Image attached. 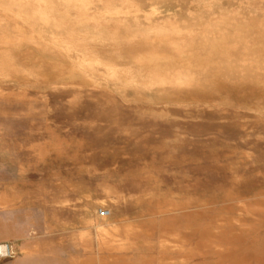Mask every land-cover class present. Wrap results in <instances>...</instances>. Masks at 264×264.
<instances>
[{"label":"rangeland","instance_id":"obj_1","mask_svg":"<svg viewBox=\"0 0 264 264\" xmlns=\"http://www.w3.org/2000/svg\"><path fill=\"white\" fill-rule=\"evenodd\" d=\"M0 239L264 264V0H0Z\"/></svg>","mask_w":264,"mask_h":264},{"label":"built area","instance_id":"obj_2","mask_svg":"<svg viewBox=\"0 0 264 264\" xmlns=\"http://www.w3.org/2000/svg\"><path fill=\"white\" fill-rule=\"evenodd\" d=\"M99 214L103 217L109 215V211L101 208ZM16 255L14 247L10 243H0V259L2 258H13Z\"/></svg>","mask_w":264,"mask_h":264},{"label":"crops","instance_id":"obj_3","mask_svg":"<svg viewBox=\"0 0 264 264\" xmlns=\"http://www.w3.org/2000/svg\"><path fill=\"white\" fill-rule=\"evenodd\" d=\"M0 242H4L2 241V239H0ZM27 260L25 258H19V259H14V260H9L6 258H2L0 259V264H26Z\"/></svg>","mask_w":264,"mask_h":264}]
</instances>
